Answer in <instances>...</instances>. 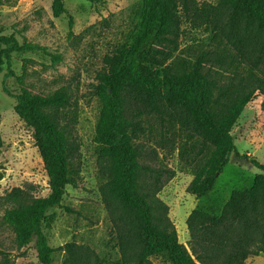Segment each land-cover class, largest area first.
Wrapping results in <instances>:
<instances>
[{
  "label": "trees",
  "instance_id": "obj_1",
  "mask_svg": "<svg viewBox=\"0 0 264 264\" xmlns=\"http://www.w3.org/2000/svg\"><path fill=\"white\" fill-rule=\"evenodd\" d=\"M16 1L0 0V7ZM52 9L59 18L64 1L54 0ZM135 14L130 33L105 56L94 91L101 101L95 137L99 192L119 259L107 262L74 241L60 249L50 246L42 219L48 208L62 206L68 187L78 188L76 146L69 123L61 119V112L73 105L72 96L64 88L34 93L23 77H17L14 110L34 132L50 194L34 197L14 188L3 198L7 207L0 226L12 231L18 250L34 243L40 264H52L56 251L66 255L62 264H156L154 258L168 264H248L264 254V164L240 154L232 131L245 107L264 97V0H220L217 5L142 0ZM185 26L206 31L213 45L194 61L177 64L173 58ZM73 27L70 20L69 35ZM34 49L14 36H0V74L7 66L5 77H16L12 54ZM261 108L264 112V100ZM146 136L162 148L179 150V172L193 176L187 192L197 199L213 191L217 174L232 156L261 174L250 187L233 191L219 214L197 206L187 219L190 239L185 245L159 196L177 171L160 163L156 147L143 141ZM3 143L0 131V149ZM0 264H15L14 258L0 250Z\"/></svg>",
  "mask_w": 264,
  "mask_h": 264
},
{
  "label": "rangeland",
  "instance_id": "obj_2",
  "mask_svg": "<svg viewBox=\"0 0 264 264\" xmlns=\"http://www.w3.org/2000/svg\"><path fill=\"white\" fill-rule=\"evenodd\" d=\"M63 1L65 11L59 18L53 15L54 0H17L14 6L0 7V36H14L21 45L35 47L33 51L12 54L11 70L16 77H5L7 66L0 74V131L4 142L0 149V223L7 207L3 198L14 188H21L34 197H48L50 194L49 178L36 147L34 132L14 110L17 103L14 96L20 92L17 77H23L34 93L48 94L64 88L71 94L73 105L61 112V119L62 123H69L70 137L76 146L80 167L78 188L68 187L62 206L47 209L42 229L54 249L74 241L91 247L105 261L113 262L120 255L99 192L100 147L95 137L101 101L94 91L105 56L130 33L136 22L137 5L142 0ZM203 1L213 5L220 2ZM70 20L74 23V35H69ZM185 29L173 58L177 64L183 60L194 61L203 50H211L213 45L206 31L192 30L187 26ZM263 100V96H257L248 104L232 131L240 154L249 153L262 164ZM160 138L157 134V140ZM148 139L146 136L143 141L146 146L156 147L160 163L177 171L159 196L169 206V215L176 225L180 242L185 245L190 239L187 219L197 206L219 214L233 191L250 187L256 175L261 174L249 162L232 156L218 176L213 191L197 199L187 192L193 176L179 172V150L172 146L162 148ZM0 250L11 254L15 264H40L34 243L18 250L14 234L3 226H0ZM22 253L24 256L21 257ZM52 258V264H62L66 255L56 251ZM153 261L168 264L161 258ZM248 264H264V255L250 259Z\"/></svg>",
  "mask_w": 264,
  "mask_h": 264
},
{
  "label": "crops",
  "instance_id": "obj_3",
  "mask_svg": "<svg viewBox=\"0 0 264 264\" xmlns=\"http://www.w3.org/2000/svg\"><path fill=\"white\" fill-rule=\"evenodd\" d=\"M256 169H257V168H256ZM259 171H260V170H259ZM260 172H261V171H260ZM263 255H264V254H261L260 256H263ZM260 256H259V257H260ZM256 258H258V257H256Z\"/></svg>",
  "mask_w": 264,
  "mask_h": 264
},
{
  "label": "water",
  "instance_id": "obj_4",
  "mask_svg": "<svg viewBox=\"0 0 264 264\" xmlns=\"http://www.w3.org/2000/svg\"><path fill=\"white\" fill-rule=\"evenodd\" d=\"M219 175H220V174L218 173V174H217V177H218Z\"/></svg>",
  "mask_w": 264,
  "mask_h": 264
}]
</instances>
